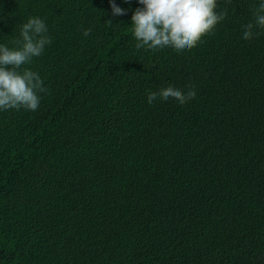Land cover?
Returning a JSON list of instances; mask_svg holds the SVG:
<instances>
[{
  "label": "trees",
  "instance_id": "16d2710c",
  "mask_svg": "<svg viewBox=\"0 0 264 264\" xmlns=\"http://www.w3.org/2000/svg\"><path fill=\"white\" fill-rule=\"evenodd\" d=\"M111 2L0 0V44L30 17L52 41L38 109L0 110V264H264L261 0L182 51L137 49L144 6ZM168 86L196 97L148 103Z\"/></svg>",
  "mask_w": 264,
  "mask_h": 264
},
{
  "label": "clouds",
  "instance_id": "9594fccd",
  "mask_svg": "<svg viewBox=\"0 0 264 264\" xmlns=\"http://www.w3.org/2000/svg\"><path fill=\"white\" fill-rule=\"evenodd\" d=\"M142 8H137L131 17L133 35L137 40L136 48L149 50L172 47L176 51L192 49L202 42V37L212 33L227 10L217 12V0H138ZM230 2V0H229ZM111 3L114 16L126 15L127 10ZM255 23L244 25V39L254 35L253 29H264V0L253 6ZM91 29H85L88 36ZM46 23L39 17H30L20 28L19 38L9 48L0 44V110L36 111L41 97L38 93H47L43 80L32 71L30 65L34 58L40 57L45 47L51 44L47 35ZM196 97V92L189 89L183 92L173 86L159 92H149L148 103L158 98L168 101L175 99L183 105Z\"/></svg>",
  "mask_w": 264,
  "mask_h": 264
}]
</instances>
